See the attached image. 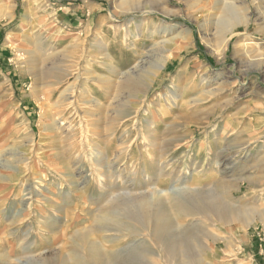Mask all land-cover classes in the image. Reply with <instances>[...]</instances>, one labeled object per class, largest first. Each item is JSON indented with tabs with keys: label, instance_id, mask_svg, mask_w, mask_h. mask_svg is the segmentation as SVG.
Segmentation results:
<instances>
[{
	"label": "rangeland",
	"instance_id": "374dc122",
	"mask_svg": "<svg viewBox=\"0 0 264 264\" xmlns=\"http://www.w3.org/2000/svg\"><path fill=\"white\" fill-rule=\"evenodd\" d=\"M231 1L0 0V261L59 249L104 180L218 197L178 264H264V0Z\"/></svg>",
	"mask_w": 264,
	"mask_h": 264
},
{
	"label": "bare ground",
	"instance_id": "6f19581e",
	"mask_svg": "<svg viewBox=\"0 0 264 264\" xmlns=\"http://www.w3.org/2000/svg\"><path fill=\"white\" fill-rule=\"evenodd\" d=\"M237 1L222 3L230 15V19H225L224 23L237 22V10L234 6L239 2ZM242 52L245 55L252 53L248 48L243 49ZM6 150L10 149L6 148ZM17 151L19 153V150ZM171 165L173 164H170V167ZM145 179L149 180L147 176ZM102 182L104 191L108 193L98 198L96 209L89 208L87 210L89 218L82 224L84 226L81 227V230L69 231L74 222H71L66 228L64 227L59 239L53 240L51 244L53 246L58 241L62 242L59 249L49 254L40 252V248H36V244L30 242L29 236L25 233L23 239L18 242L19 250L11 248L0 264H155L151 260L145 261V257L149 256L165 259V264H178L177 257L188 256L191 253V246L188 245L186 239L192 237V232L189 229L179 228L174 222L175 218L217 214L213 206L218 197L213 196L214 194L209 198H199L185 195L187 192L181 195L174 190L166 196L162 192H158L157 196L147 194L148 192H141L139 195L133 196V192L126 188L111 194L109 183L104 180ZM222 183L225 184V181ZM114 186L120 187L117 184ZM118 187L113 188V191H118ZM83 203L86 204L85 200ZM86 208L83 207L82 210L85 211ZM60 210L58 209L56 212L59 218H62V215H67L68 210ZM219 215L218 221L223 224H225V220H230L229 218L225 219V213ZM42 218L47 221L46 227L51 225L52 228H55L54 224L58 223L57 221L53 222L50 217L42 216ZM73 219L66 218L68 222ZM80 220L81 215L76 218L75 223L77 224L75 225H78ZM150 245H154V248L151 249ZM193 263L191 259L187 262V264Z\"/></svg>",
	"mask_w": 264,
	"mask_h": 264
}]
</instances>
